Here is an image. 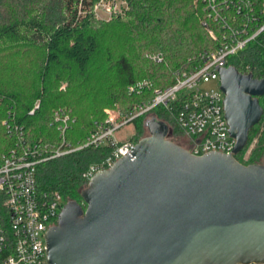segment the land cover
Masks as SVG:
<instances>
[{"label":"trees","instance_id":"16d2710c","mask_svg":"<svg viewBox=\"0 0 264 264\" xmlns=\"http://www.w3.org/2000/svg\"><path fill=\"white\" fill-rule=\"evenodd\" d=\"M128 1L131 10L127 17L97 21L84 14L87 0L82 6L81 0L47 2L34 13L19 12L26 0H0V43L37 48L39 54L38 66L30 72L34 76L30 93L24 92L20 80L26 71L19 70L15 78L17 71L7 70L0 57V163L17 147L21 134L29 143H58L53 123L56 109L71 111L76 122L69 140L75 146L83 144L95 131V123L106 120L105 109L126 114L152 101V89L130 94L131 86L148 81L153 89H166L175 84L177 75L201 67L202 55L219 49L222 34H218L219 40L214 39L202 26L201 0ZM154 56L163 60L157 62ZM230 65L264 79V32L234 56ZM38 102L39 108L31 114ZM260 103L264 109V97ZM151 114L166 122L174 136L183 137L172 113L157 108ZM146 120L147 116H142L133 122L136 143L148 135ZM255 138L256 146L244 162L242 155ZM109 154L107 147L87 148L46 162L37 170L38 188L59 193L67 202H81V192L87 187L83 173ZM236 158L245 165H264V115ZM4 202L0 192V227L9 232ZM4 257L0 254V264Z\"/></svg>","mask_w":264,"mask_h":264},{"label":"water","instance_id":"95a60500","mask_svg":"<svg viewBox=\"0 0 264 264\" xmlns=\"http://www.w3.org/2000/svg\"><path fill=\"white\" fill-rule=\"evenodd\" d=\"M218 71L233 154L195 156L146 120L148 135L65 204L48 264H264V165L236 158L264 115V79Z\"/></svg>","mask_w":264,"mask_h":264},{"label":"built area","instance_id":"2783aa9c","mask_svg":"<svg viewBox=\"0 0 264 264\" xmlns=\"http://www.w3.org/2000/svg\"><path fill=\"white\" fill-rule=\"evenodd\" d=\"M84 1L81 0V6ZM87 1L89 6L84 14H91L97 21L125 18L131 10L128 0ZM201 3L204 29L217 40L218 34H222L219 49L201 56V67L177 75L175 84L166 89H153L148 81L131 86L130 94H141L146 89H152V101L136 106L126 114L117 109L107 110L106 120L95 123V131L83 144L75 146L69 140L76 118L68 109L58 108L53 113L58 143H29L21 134L17 147L3 156L0 163V192L5 197L9 232L0 227V254H5L1 264H48L45 235L57 225L59 214L67 202L59 193L39 190L38 167L87 148H109L110 154L106 158L92 164L83 173L88 186L96 173L110 170L136 146L133 138L121 137L120 134L136 119L142 116H147V120L152 118L151 113L157 108H164L175 116L176 124L186 140V148L193 155L203 156L212 151L233 154L236 140L228 131L223 103L225 95L220 89L218 68L232 66L231 59L264 32V0H201ZM152 58L157 62L163 60L160 56ZM210 82L215 87L202 91V85ZM39 106L38 102L31 114Z\"/></svg>","mask_w":264,"mask_h":264},{"label":"rangeland","instance_id":"374dc122","mask_svg":"<svg viewBox=\"0 0 264 264\" xmlns=\"http://www.w3.org/2000/svg\"><path fill=\"white\" fill-rule=\"evenodd\" d=\"M23 2L24 0H18ZM61 0H26V2L21 5L18 10L21 13L32 12L34 13L40 6H43V4H47V2L51 4H59ZM5 14H7L5 12ZM3 57L4 65L6 66L7 70H16V75L18 76L19 70L26 71V76L22 80V88L25 90V93H30V90L33 88V79L34 76L30 72H32L35 67L38 66V60H39V54L37 48H30V47H24L21 45H14L13 43H0V57ZM20 78V77H19ZM20 82V81H19ZM215 87V84L205 83L202 85L201 90L202 91H208ZM65 88V85L62 87ZM263 98V97H262ZM109 109H105V112ZM135 132L134 124L128 126L120 135L121 137H126L128 139L133 138ZM171 140L176 142L179 145H182L183 147H187L186 140L183 137L178 136H172ZM257 138H255L252 143L250 144L248 150L242 155V160L244 162H247L250 158L251 152L256 146ZM241 154V153H240ZM239 154V155H240ZM67 202V201H66ZM82 202V199H81Z\"/></svg>","mask_w":264,"mask_h":264},{"label":"flooded vegetation","instance_id":"af4514ba","mask_svg":"<svg viewBox=\"0 0 264 264\" xmlns=\"http://www.w3.org/2000/svg\"><path fill=\"white\" fill-rule=\"evenodd\" d=\"M261 99V98H260Z\"/></svg>","mask_w":264,"mask_h":264}]
</instances>
